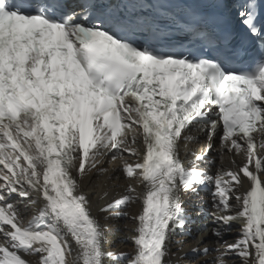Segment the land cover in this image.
Returning a JSON list of instances; mask_svg holds the SVG:
<instances>
[{
  "label": "snow or ice",
  "instance_id": "1",
  "mask_svg": "<svg viewBox=\"0 0 264 264\" xmlns=\"http://www.w3.org/2000/svg\"><path fill=\"white\" fill-rule=\"evenodd\" d=\"M144 11L109 0L71 8L67 0H0V264H173L187 253L181 241L177 253L170 245L196 223L182 194L201 189L213 211L201 205L196 215L206 231L211 216L216 247H192L193 256L264 264L260 0L237 9L247 29L240 45L215 27L221 17L193 3ZM201 131L197 152L189 146ZM225 156L241 159L226 168ZM105 161L120 164L127 186L99 211L134 224L131 253L104 250L105 229L82 190L94 172L113 179ZM234 224L237 237L225 239Z\"/></svg>",
  "mask_w": 264,
  "mask_h": 264
},
{
  "label": "bare ground",
  "instance_id": "2",
  "mask_svg": "<svg viewBox=\"0 0 264 264\" xmlns=\"http://www.w3.org/2000/svg\"><path fill=\"white\" fill-rule=\"evenodd\" d=\"M194 135V134H193ZM197 136V135H194ZM199 144H193L189 147L195 151H198V148L201 150V147L206 141L205 134H198ZM220 142H216L214 145V149L219 148ZM184 148L181 149V153L183 156ZM127 155V154H125ZM210 155L215 159L216 165H220V159L218 153L214 150L210 153ZM187 159V157H183ZM235 158L237 162L240 161V157H229L225 156L224 158V167H231V159ZM103 167L109 169V175L113 178L111 181L108 180L107 177L97 176L94 172L91 174L89 179L85 180L82 183V190L88 196L89 200L92 204V215L99 221L100 225L105 229V237L106 243L104 245V250L106 252H115L117 254L121 252L131 253L133 252V243L131 240V236L133 233L130 231L131 228L134 227V224L124 218H105L107 214L102 213L99 211V208L112 199L116 198L119 195L123 194L124 188L127 186V181L119 170L120 164L115 163L109 165L107 161L104 162ZM212 174H215L216 168L213 167L211 169ZM118 178V179H117ZM104 190H109V197L105 200H100L99 195L102 194ZM202 190V189H201ZM199 191L198 195L185 193L182 194V198L184 201V207L187 210L188 214L196 221L194 225H192V235L191 236H176L170 245L171 252L177 253V243L176 241H181L184 245V252L187 253L183 260H177V258H173V264H211L212 260L215 258L216 253L213 252L210 256H193L191 249L192 247H203L208 246L209 248L216 247V237L213 236L211 229L215 227L212 223V218L209 216L207 218V231L205 230V217L197 216L196 213L200 210V206L203 205L204 209L207 212L213 211V201L212 198L209 196L201 195L202 191ZM141 210V206L139 204L134 205L131 209L132 214H139ZM234 231L231 235L225 237L228 240H234L238 235V229L240 227L239 224H234L233 226ZM196 241L200 243L197 245ZM110 247V248H109ZM112 248H116L117 250H112ZM183 253H179L182 255ZM106 264H113L112 261H107ZM239 264V261L236 262Z\"/></svg>",
  "mask_w": 264,
  "mask_h": 264
},
{
  "label": "rangeland",
  "instance_id": "3",
  "mask_svg": "<svg viewBox=\"0 0 264 264\" xmlns=\"http://www.w3.org/2000/svg\"><path fill=\"white\" fill-rule=\"evenodd\" d=\"M110 248V247H109ZM112 250H117L116 248H112ZM186 264H190V263H186Z\"/></svg>",
  "mask_w": 264,
  "mask_h": 264
}]
</instances>
